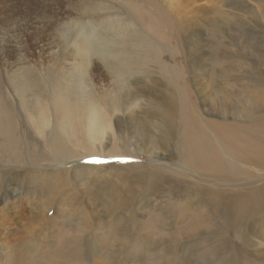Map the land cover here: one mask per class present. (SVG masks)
I'll return each instance as SVG.
<instances>
[{"label": "bare ground", "instance_id": "1", "mask_svg": "<svg viewBox=\"0 0 264 264\" xmlns=\"http://www.w3.org/2000/svg\"><path fill=\"white\" fill-rule=\"evenodd\" d=\"M26 1H28V3L31 1L33 4H38L44 0ZM59 1L60 0H47V4H52V2L59 4ZM166 1L171 2L170 5L173 8L176 7L177 10L184 9V12L187 10V13L182 15L181 21H179L178 24L176 22L177 26H175V28H177V34H172L174 40H176V44L181 41L186 42V49L188 50V55L192 60V63L188 61H180L181 59H178V56H176L178 54V49H174L175 44L172 46V54H168V50H164L162 55L159 54L161 57L158 60L159 62H162L163 60L168 62L163 65L164 68L161 67V69L157 71V74H155L156 71L154 73L153 71L149 73L147 78H145L148 80L145 82H149L147 85L138 88L135 87L133 91H130L131 96L125 94L126 97H129L126 99L122 98L124 108L126 103L133 100L132 106H138L137 110L141 114H134V109L136 107H131L129 108V113L121 119H125L130 125H134L141 131L146 132L145 138L155 143L154 145L162 152V155H160L172 159L171 161L165 160L159 157L157 151H151L153 157L157 159L155 162L163 163L160 166L164 167L154 169L156 173L152 174L138 172L139 169H137L135 165L133 166L136 168L130 165L128 168L122 166L119 167L123 169V172L117 173V176H123L122 178H124V180L122 179L120 183L111 185V193H115V196L113 197L116 198L115 201H118V203L121 200L125 202L123 196L129 197L132 195L133 191H139L136 189L138 186H143L145 189V191H142L145 194L143 197L146 199V197L150 196V198L144 200L145 205H147L149 209L150 207L157 205L159 197H168L166 201H164L163 198V200H160L159 202L161 205V216L164 220H161L162 218H160V214L158 213L159 217L157 218V222L161 224L166 223L167 225V223H174L168 221L167 217L169 219H176L178 216L176 208L178 206L180 207L182 215L184 214L187 219L188 211L192 210L195 213L197 221L191 226H185L181 224L183 219L182 215L179 214L181 215L179 217V220L181 221L179 226L181 237L180 239L176 237L171 243V246L175 248L181 241V250H184L186 255L188 254L189 249L195 248L192 244L206 243L209 252H214L215 257H222V259H225L227 262L229 259L232 260L239 256L244 258L251 255L258 259H264L262 256V254H264L263 252H258L256 250H251V254L245 252L247 245L254 243L251 242L253 233L257 232L256 236L260 237L257 245L264 244V0H260V4L258 5L260 6L259 11L255 12L254 9H251L250 12H246L251 14L250 17H252V19L254 17V20L258 23V32L255 33L249 28H247L245 32L248 39L254 41L253 45L248 49V47L243 44V48L233 50L221 49L220 45L216 43L217 39L215 40L216 32L219 31L220 28L224 29V31L220 30L222 31V34L220 35L221 39L222 37H229V33H231L229 29L231 24H233V21L228 22L230 20V18H228L230 13L223 11L225 12V14H223L222 10L224 9L221 6L215 11L214 16H209V14H205L210 6L206 1L199 5L197 4V0H183L187 2L186 7L185 5L179 6L182 5L179 4V0ZM220 2V4L223 5L229 3L230 0H220ZM5 3L6 2H1L0 5L3 8H7L9 4ZM107 3L105 10L114 12L111 5ZM41 6L42 5L39 4V8H41ZM190 6L195 7L189 8ZM96 8L102 9V7L98 6H96ZM196 8L198 11H205V13H201L202 15L199 14L201 17L200 21L199 19H195L196 16L193 14V11L197 12ZM73 11L74 10H72V12ZM159 11L160 10H158L157 15H150V20L144 21L143 25L145 22H151L154 20L156 25H160L158 29L161 38L155 36L160 39V41L172 45L173 42L171 43L169 40L170 28L168 27V31L164 29V15ZM53 12L52 9L49 10V14ZM91 12V14H93L95 11L93 12L92 9ZM49 14L44 15V20H46ZM250 17L243 16L247 25H249L248 20ZM235 20L237 23L238 19ZM165 21H169L166 15ZM199 22L200 25L202 22V25L206 27V29L204 28L205 30L208 29V35L212 36V39L207 45L204 44V36H202V34L201 38L195 36V34L201 32L199 30ZM100 24L102 28L104 27L103 29H108L109 33L112 34V39L109 40L110 38L107 37L108 32H104L100 29L97 30L93 25L94 27H91L92 30L87 38L88 42H85L89 49L85 51L80 41L82 37L81 29H85L87 26L83 21H77L72 24L65 22L66 28L74 29L76 34V40H74L70 49H68L67 42L62 36L64 32L62 34L57 32L58 25H56V22L52 23L53 26L55 25L54 31H56V36L59 34L61 36V39H58L60 50L58 64L67 65L70 68V70L63 73V81L69 87L79 88V91L81 92L77 99H72L71 102L68 103V105H73L77 108L70 111L65 120L59 121L57 119V122L59 129L62 132L73 134L70 137L77 140L76 135H82L83 138L79 141V145L83 151L82 155L84 157L98 154V150L93 143L97 140H102L105 134V129L111 126V118L106 113L105 108H107L108 112L111 110L103 101L96 102L97 108L93 107L86 111L81 108L80 105L84 104L86 97H89L90 99L96 97L95 95H92V90H89V87L85 83V74L87 73L94 54L100 55L110 61L109 63L113 68L111 67L112 70L109 71L113 73V90L115 91L114 94L112 93L111 95L118 100L121 96V92L124 91L126 83L129 82V79L123 80L122 78L128 74V69H130L131 66L127 59V49L122 45H119V43L123 40V37L125 38L127 36L132 25H136L134 22L126 23L123 16H110L104 18ZM46 26L48 27V25ZM188 30L191 34L187 33ZM3 33L4 32L1 30L0 40L1 42L7 41L6 43H8L9 41L4 38L5 36ZM206 34L207 33H205V39L208 40ZM97 37L99 38V41L95 45ZM210 42L213 43L211 46V56H221L225 61L214 66L210 65L211 70L209 73L207 69H205L208 66L207 59H204L203 56L208 52L207 46L210 48ZM5 45L8 44H0V49L3 52L8 49ZM18 48L21 50L22 47ZM236 48L238 47L236 46ZM24 54L25 60L22 61L24 65L26 64V69H23V66L20 65V67H22L20 72H22V74H25L27 70L31 69V67L37 65L32 61L34 58H30L26 53ZM44 59L45 58H41L40 60ZM69 59L73 60L70 61ZM249 61H252L253 64H250ZM180 62H182V64ZM158 68H160V66H158ZM213 69H215V73H212ZM74 71H76V73H74ZM187 73L191 74V80L188 79ZM13 74L18 75V70L15 69ZM137 81H139V79ZM141 81H144V79H140V82ZM179 82H183L184 93L178 94L177 97L175 84L178 85ZM192 84L194 90L191 86ZM87 91L89 92L85 94ZM214 94L219 98L215 103L211 104V97ZM107 96L108 94L106 91L104 98H109ZM39 97L40 95L38 98ZM140 97L146 100L145 103H142L145 105H141L140 102H134L136 101L135 99ZM221 98H223V101L219 100ZM62 103L63 102L60 101L59 105ZM117 105L122 106V103ZM146 105H148L152 111L146 109L144 107ZM201 105L202 109L205 111L204 113H211V110L219 112L217 118L213 119L209 116L200 114L199 107ZM232 114L234 116H231ZM97 115L99 116V119H96ZM154 118H157L160 123L156 124L153 121ZM11 124V122L0 116V134L8 136L4 140L6 144L0 143V159L6 154H10L14 159L19 160L23 158V154L21 153L22 150H24L23 136L25 134H22L23 132L19 129V125L16 124L17 128H15L13 124V127H11ZM156 127H159V133L155 131ZM180 127L183 128V135L181 136L180 133L178 137H183L182 139L185 137V139L182 140L184 141L183 144L179 146L180 151L178 153L173 152L172 154L167 149V142L170 137H172V131L175 129L177 130V128L180 129ZM13 130L15 132L17 131L16 133L18 134L11 136L13 135ZM152 132L155 134H152ZM53 134L54 131H52V135ZM84 136L90 140V143L85 142ZM51 142L53 151L50 149L51 153L48 160H55L59 164H63L67 162V159L77 157L70 155V145L67 144L60 135H56ZM131 150L132 149L125 147L120 154L124 157L132 155V153L125 154L129 151L131 152ZM184 162L192 169L191 171H187V168L189 167H187ZM106 167L108 166H103L101 163L98 166L76 164L72 171L75 172L77 169L83 168L101 171L106 169ZM169 168L174 169L171 170ZM55 171H57V174L62 177V181L58 176H54V174L52 175L51 182H48V187L52 189V192L50 196H47V200L44 202L45 210L73 204V200L75 201V199L65 200L64 198L67 197L66 192L69 189H73L72 185L77 184V182L69 181L67 176L62 174V171ZM183 172L190 176L202 177L203 181H199L195 185L193 183L184 184V181H188V183L191 181L186 178L182 179L184 178L182 177L180 179L182 185L180 186L179 176H181ZM96 178L97 175L92 174L91 179L93 184L96 183ZM32 180L37 183L40 182L41 175L34 174L30 176V179L27 177L19 178L21 184ZM106 180L105 182L108 183ZM59 181H61V186L58 185ZM153 193L158 194L159 197ZM175 193L178 195L176 196ZM60 194H62L61 198H59ZM135 207L130 211L128 210V215L122 218V221L125 223H119V219L117 220L116 217L115 223H111L109 226L114 230V238L118 232L120 233L119 238L117 239L119 243L126 240L130 233L134 231L135 227L139 228L142 226L136 222L138 209ZM116 209L117 207L114 211ZM44 214L47 216V211H45ZM34 218H36V216L29 217L30 220H34ZM256 221L259 223H256ZM92 222L97 221L93 220ZM147 223H149V221ZM229 223H231L232 226H235L236 237L241 241L242 246L234 247L232 245V239L228 233V229L226 230V226H228ZM87 225L89 228L96 229L94 225H89V223H87ZM232 226H230V230H232ZM197 228L199 229L197 230ZM32 234L33 230L31 231V235ZM36 238V235L25 237L23 239L19 238L14 245H10L8 260L3 262V264H41L43 260H47L46 264H74L73 261L75 260L76 251L79 250V247L81 246L80 243L85 241H87V243L91 242L90 245L92 244L94 247L98 248H100V244L102 243V241L97 239L92 242L94 237H77L71 239V241H62L58 244L53 241L48 242V240L39 241ZM147 238L148 237H142V241L140 240L141 243L149 242ZM189 239L192 241V244L188 242L190 248L189 246L186 248L187 245L184 244L186 241H189ZM183 242L185 243L183 244ZM166 246L165 249H167ZM86 253V251L83 252V254ZM185 253H179L178 256L184 259ZM78 255L79 258H77V261L84 259L83 256L80 254ZM202 256L204 255L202 254ZM39 257L41 259L38 260ZM25 258L29 259L25 260ZM102 259H104V256ZM105 260L110 261L111 258L106 257ZM231 260L229 261L230 264H238L233 263Z\"/></svg>", "mask_w": 264, "mask_h": 264}, {"label": "rangeland", "instance_id": "2", "mask_svg": "<svg viewBox=\"0 0 264 264\" xmlns=\"http://www.w3.org/2000/svg\"><path fill=\"white\" fill-rule=\"evenodd\" d=\"M205 1L210 5V8L208 7L206 13L203 10H200V12L196 8L197 12L193 11V14L197 17H195V19H199L200 21L201 17L199 14L202 15L201 13L214 16L215 11L221 6L224 9L222 12L225 11L226 13H230L228 16L230 20L228 22L233 21V24H231L229 29L231 31L229 37H222L221 39L220 35L222 34V31H224L222 28H220L222 31L218 29L219 31L216 32L215 40L217 39L216 43L220 45L221 49H239L243 48L244 45L249 49L254 41L248 39L245 34L246 29L249 28L255 33L258 32L259 29L258 23L254 20V17L252 19V17H250L251 14L246 12H250L251 9H254L255 12L259 11L260 6L258 5L260 4V0H230L231 3H225L226 5H221L220 0H197V4L201 5V3H204ZM1 2L9 4L7 8H3L0 5V31L2 30L4 32V38L9 42H1L0 40V44H8L5 45L8 49L4 52L0 49V116L11 122L15 128L19 125V129L23 132L22 134L25 135L23 136L24 150H22L21 153L23 154L22 159L16 160L10 154H6L0 159V264H3V262L8 260L10 245H14L19 238L23 239L35 235L37 236L36 239L39 241L48 240V242L53 241L57 244L62 241H71V239L77 237H94L92 242L96 239L102 241L100 248L94 247L92 244L90 245L91 242L87 243V241H85L80 243L81 246L79 247V250H74L77 252L75 254V260L73 261L74 264H230L229 261L231 259L227 262L225 259H222V257H215L214 252H209L206 243L194 245L190 239L189 241H186V243L183 242V244L185 243L184 245H187L186 248L190 245L188 242L195 246V248L189 249L187 255L184 250H181V241L175 248L171 246L172 241L176 237L179 239L181 237L179 232L181 221L179 220V217L182 215V212L179 206H175L178 211L176 219H169L167 217L168 221L174 223H167L166 225V223L161 224L157 222L159 214L160 218H162L161 220H164L161 216V205L159 202L160 200H163V198L164 201H166L168 197H159L158 194L153 193L159 197V202L157 205L150 207L149 209L147 205H145L144 200L150 198V196L146 197V199L143 197L145 195L142 192L145 191L143 186H138L136 189L139 191H133L131 196H123L125 202L121 200L118 203V201H115L116 198L113 197L115 196V193H111V185L120 183L122 179L124 180V178H122L123 176L120 177V174V176H117V173L123 172V169L119 167L122 166L128 168L135 165L137 169H139L138 172L152 174L156 173L154 169L164 167L160 166L163 163L155 162L157 159L153 157L151 151H157L159 157L165 160L171 161L172 159L167 156H161L162 152L154 145L155 143L145 138L146 132L141 131L134 125H130L125 119L122 120L121 118L129 113V108L131 107H136L134 109V114H141L137 110L138 106H132L133 100L126 103L124 108L123 99L129 97H126L125 94L131 96L130 91H133L135 87L138 88L147 85L149 82H145L147 80L145 78H147L149 73L152 71L154 73L156 71L155 74H157V71H159L161 67L164 68L163 65L168 62H165L164 60L162 62L158 61L164 50H168V54H172V46L175 44L176 47L174 45V49H178V54L176 55L178 56V59H181L180 61H188L192 63V60L188 55V50L186 49V42L181 41L176 44V40H174L173 36V34H177V28H175V26H177L176 22L178 24V22L181 21L182 15L187 13V10L185 12L184 9L177 10L176 7L173 8L170 5L171 2H167L166 0H60L59 4L54 2H52V4H47V0L38 4H33L31 1L28 3L26 0H0V3ZM106 3L111 5L114 12L105 10ZM39 4L42 5L41 8H39ZM179 4H182L179 6L185 5L186 7L187 2L179 0ZM96 6L102 7V9H97ZM194 7L190 6L189 8ZM47 9H52L54 12L49 14V10ZM92 9L93 12L95 11L93 14H91ZM72 10L74 11L72 12ZM158 10L164 15V29L168 31L170 28L169 40L171 43L173 42L172 45L160 41V39L156 37L158 36L161 38L158 29L160 25H156L154 20L151 22H145L143 25L144 21L150 20V15H157ZM225 12H223V14H225ZM48 14L49 16L44 20V15ZM165 15L168 17L169 21H165ZM110 16H123L126 23H136V25H132L127 36L125 38L123 37V40L119 43V45H122L127 49V59L131 66L130 69H128V74L122 79H129V82L126 83L124 91L120 94V98L116 100L114 96L111 95L115 92L113 90V73L110 72L113 66L110 65V61L100 55L94 54L84 80L89 87V90H92V95H95L96 97L91 99L86 97L84 104H81L80 106L86 111L93 107L97 108L96 102L103 101L111 110L108 112L107 108H105L106 113L111 118V126L105 129V134L102 140H97L93 143L98 150V154L84 157L82 155L83 151L79 145V141L83 138L82 135H76L77 140L70 137L73 134L62 132L59 129L57 122V119L59 121L65 120L70 111L77 108L76 106L68 105V103H70L72 99H77L81 92L79 91V88L69 87L63 81V73L70 70V68L67 65L58 64L60 54L58 39H61V36L60 34L56 36L55 32L57 31L61 34L64 32L62 36L67 42L68 49H70V46L73 45L74 40H76V34L74 29L66 28L65 22L72 24L77 21H83L87 26L85 29H81L82 37L80 41L84 50L87 51L89 47L85 42H88L87 38L92 30L91 27L95 26L97 30L100 29L104 32H108L107 37L110 38L109 40L112 39V34L109 33L108 29H103L104 27L102 28L100 24L104 18ZM243 16L250 17L248 20L249 25L245 23ZM235 19H238L237 23ZM89 21L93 23H90ZM53 22H56V25H58L56 31H54L55 25H52ZM46 25H48V27ZM204 28L206 29L201 22V25L199 26L201 32H198L195 36L201 38L202 34V36H204V44L207 45L212 39V36L208 35V29L205 30ZM187 33L191 34L189 30ZM205 33H207L208 40L205 39ZM98 41L99 38L97 37L95 45ZM212 44L213 43L210 42V48L207 46L208 52L203 56L204 59H207L208 66L205 69H207L209 73L211 70L210 65L214 66L225 61L221 56H211ZM236 46L238 48H236ZM18 47H22L21 50ZM24 53L29 55L30 58H34L32 61L37 65H35L36 67H31V69L27 70L28 72L26 71L25 74H22V72H20L22 67H20V65L23 66V69H26V64L24 65L23 63L25 60ZM41 58H45L46 60H40ZM69 60L72 61L73 59ZM180 63L182 64V62ZM249 63L253 64L252 61H249ZM158 66H160V68H158ZM13 69L14 71L15 69L18 70V75L13 74ZM74 73H76V71H74ZM212 73H215V69H213ZM187 77L191 80L190 73H187ZM138 79L139 81H137ZM140 79H144V81L140 82ZM191 86L193 87V84ZM175 87L177 97L178 94L184 93L183 82H179L178 85L175 84ZM106 91L108 94L107 97L109 98H104ZM88 92L89 91L85 94ZM39 95L40 97L38 98ZM218 98L219 97L215 94L212 95L211 104L215 103ZM135 100L136 101L134 102H140L141 105H145L142 104L146 102L145 99L140 97ZM219 100L223 101V98ZM60 101L63 102L61 105H59ZM121 103L122 106L117 105ZM144 107L150 109L148 105ZM150 110L152 111V109ZM211 111V113H204L205 111L202 109V105L199 107L200 114L216 119L219 112ZM231 116L234 115L232 114ZM96 119H99L98 115ZM153 121L156 124L160 123L157 118H154ZM12 124L11 127H13ZM52 131H54L53 135ZM155 131L159 133V127H156ZM182 131V127L173 130L172 137H170L167 142V149L172 154L173 152L178 153L180 151L179 146L184 142L182 140H184L185 137L184 139H182L183 137H178L180 133L181 136L183 135ZM16 132L13 130V135L11 136L17 135L18 133ZM152 134L155 133L152 132ZM56 135H60L61 138L70 145V155L73 157L77 156L76 158H69L66 160L67 162L63 164H59L55 160H48L51 153L50 149L53 151L51 141H53ZM6 137L8 136L0 134V143L6 144L4 142ZM84 138L86 143H90L88 138L85 136ZM125 147L132 149L131 152L129 151L125 154L132 153V155L124 157L120 154ZM100 163L103 166L108 167L101 171L88 170L85 168L77 169L75 172L72 171L76 164L98 166ZM184 164L189 167L185 162ZM189 168H187V171L192 170ZM169 169L173 170L174 168ZM55 170H58L59 172L62 171V174H65L69 181L77 182V184H75L76 186L72 185L73 189H69L66 192L67 197L64 198L65 200L75 199V201L73 200V204L45 210L44 202L47 200V196H50L52 192V189L48 187V182H51L52 175L54 174V176H58L62 181V177L59 176L57 174L58 172ZM34 174L41 175L40 182L37 183L32 180L21 184L19 181V178L27 177L30 179V176ZM92 174L97 175V180L94 184L91 179ZM187 175L188 174L183 172V174L179 176L180 186L182 185L180 180L182 177H184L182 179L186 178L191 181L189 183L188 181H184V184L193 183L195 185L197 182L203 181L202 177ZM105 180L108 181V183H106ZM61 181L58 183L59 186L62 185L60 184ZM175 195L177 196L178 194L175 193ZM61 196L62 194H60L59 198H61ZM116 207L117 209L114 211ZM133 207L138 209H136L138 220H136V222L145 228L142 226L139 228L135 227L129 237L119 243L117 239L119 238L120 233L118 232L114 238V230L109 226L111 223H115L116 217L117 220L119 219V223H125L122 221V218L128 215ZM44 210L47 211V216L44 214ZM30 216H36V218L30 220ZM182 219L183 222L181 224L185 226H191L197 221L195 213L192 210L188 211V219L184 214L182 215ZM93 220L97 222H92ZM148 221L149 223H147ZM229 221L232 222L231 220ZM87 223H89V225H94L96 229L89 228ZM256 223L259 222L256 221ZM229 225L232 226L231 223H229ZM229 225L226 226V230L228 229V233L232 239V245L234 247L242 246L241 241L236 237L235 226H232V230H230ZM198 229L199 228H197V230ZM32 230L33 234L31 235ZM256 234L257 232L252 234L251 242L254 243H251V245H247L246 247L245 252L247 254H251L252 251L255 250L264 253V244L257 245L260 237H257ZM142 237H148L147 240H149V242L141 243ZM165 246L167 249H165ZM85 251L87 253L83 254ZM179 253H185V258H180V256H178ZM78 254L83 256L84 259L77 261V258H79ZM202 254L204 256H202ZM101 256H104V259H102ZM262 256L264 257V254H262ZM106 257L111 258V260H105ZM27 259L29 258H25V260ZM39 259L41 258L39 257L38 260ZM46 261L47 260H43V262L40 263L46 264ZM231 261L238 264H264V259H258L252 255L244 258L239 256Z\"/></svg>", "mask_w": 264, "mask_h": 264}, {"label": "snow or ice", "instance_id": "3", "mask_svg": "<svg viewBox=\"0 0 264 264\" xmlns=\"http://www.w3.org/2000/svg\"><path fill=\"white\" fill-rule=\"evenodd\" d=\"M96 162H100V161H96Z\"/></svg>", "mask_w": 264, "mask_h": 264}]
</instances>
